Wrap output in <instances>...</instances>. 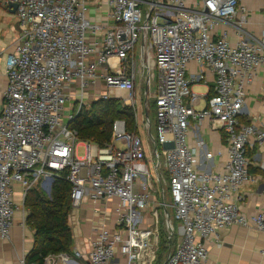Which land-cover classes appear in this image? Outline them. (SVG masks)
<instances>
[{
    "label": "built area",
    "instance_id": "2783aa9c",
    "mask_svg": "<svg viewBox=\"0 0 264 264\" xmlns=\"http://www.w3.org/2000/svg\"><path fill=\"white\" fill-rule=\"evenodd\" d=\"M3 1L17 5L22 32L7 57L8 85L0 110V238H10L14 185L21 184L25 198L34 186L46 191L66 171L73 207L87 196L120 199L116 223L125 233L100 223L89 264H111L117 250L125 264L152 263L159 248L158 210L152 209L154 226L141 224L159 188L139 132L116 120L111 141L99 146L80 140L71 126L84 106L111 98L123 99L137 121L139 68L134 54L140 43L141 65L154 68L141 101L143 125L159 191L164 197L167 187L179 235L162 264H207V240L232 224L264 232V211L247 216L241 207L242 187L255 181L248 146L252 137L264 141V132L240 119L245 84L264 68V32L252 40L241 36L236 44L226 32L215 34L220 22H231L240 13L242 27L247 16L242 0H105L111 26L90 20V6L98 0ZM191 62L214 75L213 93L200 109L201 96L188 77ZM205 119L222 129L227 140L225 151H219L226 155L223 168L210 174L198 170L195 149L187 143L191 124ZM258 167L264 173V159ZM156 202L164 209L169 206L164 198ZM167 226L171 238L176 228L170 222ZM56 255L46 256L43 264H55ZM59 256L64 264L71 259L68 252ZM21 262L38 264L26 258Z\"/></svg>",
    "mask_w": 264,
    "mask_h": 264
},
{
    "label": "crops",
    "instance_id": "0c3cea01",
    "mask_svg": "<svg viewBox=\"0 0 264 264\" xmlns=\"http://www.w3.org/2000/svg\"><path fill=\"white\" fill-rule=\"evenodd\" d=\"M241 5L247 10L246 21L242 24V27L238 26L239 18L241 17L240 13L231 22H220L215 30L216 35L226 32L227 38L232 44H236L241 36H244L247 40L261 38L264 32V0H242ZM109 11V6L105 0L95 1L90 6L89 18L98 25L111 26L113 21L110 18ZM21 32L22 27L16 15V10H13V7L0 0V110L4 101V92L8 85L6 74L7 57L15 51ZM140 54L141 43L134 54L138 60L137 67L139 68V74L136 76V85L142 78H144L145 82L143 96L140 100H138V94L136 93L137 109L141 114V101L146 89V77L152 76L154 68L151 64H147V66L141 65ZM188 77L193 81L192 89L194 86H198L197 93L201 96L196 107L199 109L203 108L205 99L213 93L214 75L205 66L191 62ZM245 89L246 103L240 119L246 123H254L258 132H264L263 67L257 69L253 81L245 84ZM141 121L143 123V116ZM263 142L252 137L251 144L248 146V155L251 157L250 171L255 175V181L245 184L241 189L243 197L242 212L247 216L264 211V173L258 167L259 161L264 159ZM187 143L191 148L195 149V163L200 172L210 174L223 168L226 155L225 153L220 155L219 151L225 149L227 143L226 134L222 129L212 128L209 119H205L200 124L195 122L191 124ZM209 154L212 155L211 158L208 157ZM14 190L16 210L10 238H0V264H22L21 260L26 258L35 243V231L26 222L25 198L22 195L21 184L16 183ZM152 198L156 199L154 195ZM119 204L120 199L117 197L106 200L87 196L78 207L72 208L69 216V225L73 234V243L69 252L71 259L66 264H89L88 256L92 241L96 236L95 228L100 223H104L111 231L125 233L116 223V208ZM152 209L153 207L144 211L145 218L141 227L148 228L151 223L152 225L154 224ZM172 218L176 222L174 213ZM169 227L171 228L170 225ZM207 247L209 253L207 264H264V232L254 227L232 224L222 229L217 236L210 237L207 240ZM76 251H80L83 255L77 257L75 255ZM158 251L159 248L151 264L164 262L165 259L162 260L160 257L159 261H157ZM53 260L55 264H64L59 254ZM111 264H125V257L119 250L116 251L115 258Z\"/></svg>",
    "mask_w": 264,
    "mask_h": 264
},
{
    "label": "trees",
    "instance_id": "16d2710c",
    "mask_svg": "<svg viewBox=\"0 0 264 264\" xmlns=\"http://www.w3.org/2000/svg\"><path fill=\"white\" fill-rule=\"evenodd\" d=\"M116 120H124L128 131L138 132L134 109L119 98L99 99L88 108L83 107L71 126L78 131L80 140L105 146L111 141ZM66 173L59 172L55 177L50 196L37 186L27 191L24 200L26 222L35 231V243L26 256L27 262L43 264L46 256L71 250L73 234L69 216L73 208L72 186L66 179ZM166 242L168 240L160 239L159 248L167 249L168 254Z\"/></svg>",
    "mask_w": 264,
    "mask_h": 264
},
{
    "label": "rangeland",
    "instance_id": "374dc122",
    "mask_svg": "<svg viewBox=\"0 0 264 264\" xmlns=\"http://www.w3.org/2000/svg\"><path fill=\"white\" fill-rule=\"evenodd\" d=\"M138 82H139L138 85H136V93L138 94V100H140L142 98V96H143V91H144V88H145L144 78H142ZM152 84H153L152 85V89H155V86H154L155 85V79L152 81ZM197 88H198V86L197 87L196 86L193 87V91L196 92V93L198 92ZM121 101L124 104V100L121 99ZM89 106L90 105H86L84 107L88 108ZM66 113H68V111ZM141 118H142V116L139 113L138 123H137V130H138V132H139V134H140V136L142 138V141H143V145H144V149H145V155L144 156H145V159L147 160V162L149 164L150 172L153 175V181L157 185L159 190H161V187H160V185L158 183L156 171H155V165L151 162V151H150L151 142L147 138V130H146L145 125H143V123L141 121ZM154 133H155V131H154ZM77 155L80 156V157L84 155V147L83 146L78 147ZM37 187H40V186H37ZM159 190L154 193V196L156 197V199L154 200V203H153V209L156 208L158 210V214H159V224H158V226H159L160 239L161 240L162 239L168 240V242H166V245H167V247H169V251L168 252H170V251H172L175 248V246H176V244H177V242L179 240V235H178V232H177V222H175L173 220V218H172L173 213H174V209L171 206L172 200H171V197L169 195V192L167 191V187L165 186L166 193L164 194V197H163L162 192H160ZM162 198H164L165 202L169 205L166 209H163L160 206L155 207V204H157L156 200H161ZM166 213H168V215L170 217L166 216ZM169 222L172 223L173 226L176 228V233L171 238H168L169 237V230H168L167 224ZM151 226H152V223H151ZM166 250H164L160 246L159 251H158V255H157V258H158L157 261H159V257L162 260H164L166 258V256H167ZM156 264H157V262H156Z\"/></svg>",
    "mask_w": 264,
    "mask_h": 264
},
{
    "label": "water",
    "instance_id": "95a60500",
    "mask_svg": "<svg viewBox=\"0 0 264 264\" xmlns=\"http://www.w3.org/2000/svg\"><path fill=\"white\" fill-rule=\"evenodd\" d=\"M9 6L13 7V10H16V7H17L16 4H10ZM79 112L77 113V115L79 114ZM45 189H46L47 194L50 196L51 195V191H52V186H46Z\"/></svg>",
    "mask_w": 264,
    "mask_h": 264
}]
</instances>
